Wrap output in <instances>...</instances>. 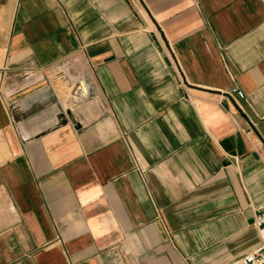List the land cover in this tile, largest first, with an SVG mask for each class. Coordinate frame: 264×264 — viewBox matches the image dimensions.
<instances>
[{"label":"crops","instance_id":"obj_1","mask_svg":"<svg viewBox=\"0 0 264 264\" xmlns=\"http://www.w3.org/2000/svg\"><path fill=\"white\" fill-rule=\"evenodd\" d=\"M263 115L264 0H0V264L248 253Z\"/></svg>","mask_w":264,"mask_h":264},{"label":"built area","instance_id":"obj_2","mask_svg":"<svg viewBox=\"0 0 264 264\" xmlns=\"http://www.w3.org/2000/svg\"><path fill=\"white\" fill-rule=\"evenodd\" d=\"M8 76L7 68L5 67L2 71L1 77L2 79H5ZM74 87L75 89L72 92L74 98L83 99V97L85 98L87 96L88 90L86 84L82 80L79 81L76 86L74 85ZM235 92L240 98L246 97L243 90L235 89ZM262 117L264 118V115ZM254 228L258 236L256 245L248 253L237 257L226 264H264V202H262L256 210Z\"/></svg>","mask_w":264,"mask_h":264},{"label":"rangeland","instance_id":"obj_3","mask_svg":"<svg viewBox=\"0 0 264 264\" xmlns=\"http://www.w3.org/2000/svg\"><path fill=\"white\" fill-rule=\"evenodd\" d=\"M68 93V95H70V89L69 88H66V94ZM254 242L253 243H257V240H258V236H257V233L254 231ZM256 245V244H255Z\"/></svg>","mask_w":264,"mask_h":264}]
</instances>
